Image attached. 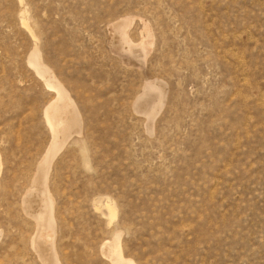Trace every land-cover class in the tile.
<instances>
[{
  "label": "rangeland",
  "instance_id": "obj_1",
  "mask_svg": "<svg viewBox=\"0 0 264 264\" xmlns=\"http://www.w3.org/2000/svg\"><path fill=\"white\" fill-rule=\"evenodd\" d=\"M114 261L264 264V0H0V264Z\"/></svg>",
  "mask_w": 264,
  "mask_h": 264
},
{
  "label": "bare ground",
  "instance_id": "obj_2",
  "mask_svg": "<svg viewBox=\"0 0 264 264\" xmlns=\"http://www.w3.org/2000/svg\"><path fill=\"white\" fill-rule=\"evenodd\" d=\"M73 118V117H72ZM69 122V121H68ZM75 123V122H74ZM67 124V123H66ZM69 124V123H68ZM51 125H52V123H51ZM63 125V124H62ZM65 125V124H64ZM55 125H53V127H54ZM72 126H73V124H72ZM56 127V126H55ZM57 128H58V126H57ZM62 128H63V126H62ZM64 129V128H63ZM64 131V130H63ZM115 252V251H114ZM117 252H118V249H117ZM114 254V253H113ZM112 254V255H113ZM114 257V259L113 260H116V259H118V258H120L119 257V254H116L115 256H113ZM121 259V258H120ZM114 262H116L117 263V261H114ZM125 263V262H124ZM118 264V263H117Z\"/></svg>",
  "mask_w": 264,
  "mask_h": 264
}]
</instances>
